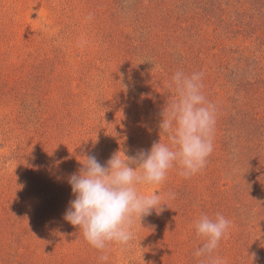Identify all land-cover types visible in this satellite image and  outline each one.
I'll list each match as a JSON object with an SVG mask.
<instances>
[{
  "label": "rangeland",
  "instance_id": "obj_1",
  "mask_svg": "<svg viewBox=\"0 0 264 264\" xmlns=\"http://www.w3.org/2000/svg\"><path fill=\"white\" fill-rule=\"evenodd\" d=\"M219 1L226 17L236 15L227 29L222 12L218 20L209 15L214 0H0V264H100L104 253L63 218L75 199L68 177L82 156L104 164L113 153L134 156L167 143L159 121L176 96L169 86L176 71L203 72L206 98L227 107L216 114L206 163L214 176L205 180L202 169L185 178L174 166L162 184L139 186L166 204L136 222L127 246L109 245L106 264H210V256H194L203 243L194 223L217 213L231 225L211 255L264 264V215L255 216L264 179L246 164L237 180L252 181L217 191L234 185L235 143L254 132L230 124L234 109L256 118L255 134L264 135V0ZM227 64L248 68L233 102L224 88L233 76Z\"/></svg>",
  "mask_w": 264,
  "mask_h": 264
},
{
  "label": "clouds",
  "instance_id": "obj_2",
  "mask_svg": "<svg viewBox=\"0 0 264 264\" xmlns=\"http://www.w3.org/2000/svg\"><path fill=\"white\" fill-rule=\"evenodd\" d=\"M203 72L186 74L176 71L170 87L176 96L161 112L160 133L167 143L154 142L149 150L141 149L129 156L113 153L102 164L95 155L78 159L82 167L68 177L75 199L69 202L64 219L78 226L84 239L102 254L100 264H106L109 245L127 246L134 239V226L155 210L161 211L158 192L142 194L139 186L160 185L170 169L179 166L185 178L200 172L213 151L216 125V105L203 92ZM174 198V194H168ZM231 221L217 213L201 215L194 223L195 232L203 239L194 256H210V264H224L212 256L224 238Z\"/></svg>",
  "mask_w": 264,
  "mask_h": 264
},
{
  "label": "trees",
  "instance_id": "obj_3",
  "mask_svg": "<svg viewBox=\"0 0 264 264\" xmlns=\"http://www.w3.org/2000/svg\"><path fill=\"white\" fill-rule=\"evenodd\" d=\"M227 3L232 5L234 2H233V0H227ZM212 4H213V8L211 10L212 14L209 13V15L212 16L215 19L217 17V20H218L219 19L218 12H220V13L222 12V14H220V23L222 24V28L227 29V27L229 25H233L236 15L233 16L231 14L230 16L231 17L233 16V18H231V17H226V14H223V12H227V9H225L226 7L224 6V5H226L225 2H221V1L217 2V0H214V3H212ZM263 13H264V10H263ZM227 18L232 19V20H226ZM235 24H236V22H235ZM218 60H220V59L218 58ZM242 60L244 62L246 59H242ZM243 65L244 66L238 65L236 67V69L230 68V64H227V66L224 67V70H225L224 72H227V71L230 70L231 74H233L232 80H229V82L226 81V83L224 84V88H225L226 94H228V95L229 94L230 95L234 94L232 96V99H230V100H232V102L236 100V98L238 96V93H239V95L241 94L242 91H241L240 88H242L244 86V83H245V80H243V78H244V76L246 74H248V72H247L248 68L246 67L245 64H243ZM216 95H217V97H219V93L218 92L216 93ZM215 105H216V109H217V113L216 114L225 113L226 112L227 107L225 106V102L219 101V104H215ZM241 111H242L241 109H237V110L234 109L235 113L232 116L230 124L231 125L241 124L242 125L241 127H245V124L248 123L251 126L252 131H254V132L253 133L252 132H247V135H245L246 137L244 136L245 139L248 137V141H246V143H248V145H246V143L245 144H239L240 142L238 143L237 141H236V143L234 142L237 145V146L234 147L237 150V153L233 152L234 159H235V164L236 165H241V172H239V173H235L234 172L233 173V175H234L233 176L234 185L228 186L227 188H223V187L218 186V190L217 191L219 193H221V194H223V193H228V194L229 193H234L235 192V188L240 186V182L242 184V183H244L246 181L247 182L252 181L253 178L246 179V178L250 177V176L246 177V175H245L244 180H242L244 175L239 181L237 180V178L240 175H242V172H244L243 170L245 169L246 164H250V165L254 166V168H251V170L253 171L252 175H255V177L257 179L258 178L264 179V175H263L264 174V147L262 146V139L258 138V137L263 138L264 135L260 134V136H258L259 134H255V133L259 132V127H258V123L259 122L256 121L257 119L256 118H253V119L244 118L246 115L248 116V114L242 113ZM222 117H223L222 120H224L226 116L224 117V114H223ZM244 130H245V128H244ZM256 131H258V132H256ZM228 136H229V138L231 140H234V138L239 139L241 137V134H231V136L229 134ZM231 140L228 142V139L225 136L224 145L227 148L229 147V145L231 143ZM256 140H258V142H256ZM255 149H256V152L258 153V154H256L257 156L254 157V158H250L249 159V160H251V163L246 162L248 160V159H246L248 154L250 152H252V150L254 151ZM203 169H205L207 171V173H208V174H205V178H204L205 180H208L210 178V176H214V172L212 171V169L210 170V166L209 165H206ZM224 175H227L226 172H222V174L215 179V183L218 184V182H219L218 178H224ZM251 184H252V188H254L253 187V183H247L246 185L250 186ZM186 197L187 196H185V199H186ZM263 203L260 206L261 209L259 210V212H255V216L256 217L264 215V205H263ZM189 204H193V200L190 199V203ZM260 222H262V224H263L264 218L261 217V221Z\"/></svg>",
  "mask_w": 264,
  "mask_h": 264
}]
</instances>
